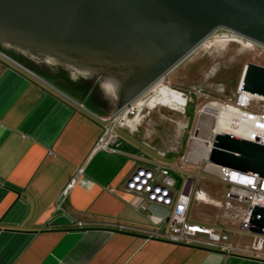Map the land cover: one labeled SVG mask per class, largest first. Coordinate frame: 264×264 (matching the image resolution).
I'll return each mask as SVG.
<instances>
[{
	"label": "crops",
	"instance_id": "crops-1",
	"mask_svg": "<svg viewBox=\"0 0 264 264\" xmlns=\"http://www.w3.org/2000/svg\"><path fill=\"white\" fill-rule=\"evenodd\" d=\"M122 105V97L106 98L60 70L0 48V264H264V246L253 251L254 234L219 219L217 206L210 204L213 219L197 223L228 227L230 252L202 235L188 243L167 239L162 218L171 208L137 209L141 198L124 190L129 174L178 160L148 158L122 138L119 153L93 152L99 116ZM138 120L117 130L143 132ZM173 174L181 186L184 175Z\"/></svg>",
	"mask_w": 264,
	"mask_h": 264
},
{
	"label": "water",
	"instance_id": "water-1",
	"mask_svg": "<svg viewBox=\"0 0 264 264\" xmlns=\"http://www.w3.org/2000/svg\"><path fill=\"white\" fill-rule=\"evenodd\" d=\"M219 27L264 46V0H0L1 49L123 104ZM239 87L264 97V66L246 64ZM209 160L264 178V144L245 137L217 133ZM248 226L264 235L263 206Z\"/></svg>",
	"mask_w": 264,
	"mask_h": 264
},
{
	"label": "built area",
	"instance_id": "built-area-1",
	"mask_svg": "<svg viewBox=\"0 0 264 264\" xmlns=\"http://www.w3.org/2000/svg\"><path fill=\"white\" fill-rule=\"evenodd\" d=\"M227 32L236 34L229 30ZM238 36L247 39L241 35ZM250 41L252 44L264 49V46L252 40ZM168 73L160 78L166 79ZM161 86L183 97L185 104L178 106L177 109L184 110L188 94L170 84ZM148 88L131 101L123 104L111 116H99L103 124L102 132L93 147V152H121L120 144L122 140L117 134V128L123 126L126 122L138 119L141 114L148 112L157 105L165 106L160 103H155L152 106L141 105V102L151 95L146 94ZM193 94L196 93L194 92ZM214 102L222 103L225 107H232L241 111L244 123L254 128L257 132L253 139L250 140L264 144V97L242 91L238 86L233 100ZM145 109L147 110L143 112ZM177 109L174 108V110ZM203 110L200 109L199 112L202 113ZM213 117L216 118L217 116L214 115ZM210 118L212 117L210 116ZM212 121L215 120L212 119ZM185 127L186 125L182 126L183 129ZM194 135L195 133L189 138H194ZM216 135L217 133L210 134V145L204 150V154L199 157L201 159L200 162L194 158V151L190 149L179 156L178 163L174 167L164 163H155L152 168L140 165L125 180L124 190L141 198L137 209H146L149 205L166 209L171 208L170 216L162 218V222L167 221L168 224V231L165 235L167 239L188 243L196 236L202 235L206 237L210 246H217L230 252L234 248L231 243V231L229 228L221 224V222L216 225H206L188 221L186 215L189 205L194 199L196 202L217 206L219 208V219H227L233 224H237L240 231L250 232L248 223L254 205L264 207V178L211 163L209 155ZM192 165L197 168V172L188 171V168ZM81 172H83V168L78 169V173ZM173 173H182L184 175L181 186H177V180ZM203 173L214 175L224 181L226 188L222 199L211 198L204 189L196 187L198 177ZM75 181L76 179L73 178L68 187H72ZM263 246L264 235L254 234L251 244L252 250L257 252Z\"/></svg>",
	"mask_w": 264,
	"mask_h": 264
},
{
	"label": "rangeland",
	"instance_id": "rangeland-1",
	"mask_svg": "<svg viewBox=\"0 0 264 264\" xmlns=\"http://www.w3.org/2000/svg\"><path fill=\"white\" fill-rule=\"evenodd\" d=\"M219 31L228 30L222 27L213 30L166 75V79L159 77L146 92L152 95L154 88L166 84L179 88L188 94L184 110L157 105L152 109L154 112L148 115L145 109L143 112H146L138 118L145 130L135 135L129 129L119 128L117 134L120 138L135 145L148 158L157 161L174 163L178 156L190 149L194 151V158L201 161L199 157L204 154L206 142L197 140L196 136L201 135V138L207 139L208 129H213L217 121V117L213 116L220 114V108L211 106L210 103L234 99L246 64L252 62L264 66L263 48L245 41L242 44L234 41L224 44L214 42L211 38ZM200 109H204L202 113L199 112ZM183 125H186L185 129L182 128ZM193 133L194 138H189ZM168 153L177 155L166 157ZM188 170L197 172L193 165ZM196 187H201L214 198H220L226 184L214 175L203 173L198 177ZM214 210L210 204L193 199L186 219L192 222H201L200 218L210 221ZM244 238L247 239V236Z\"/></svg>",
	"mask_w": 264,
	"mask_h": 264
},
{
	"label": "bare ground",
	"instance_id": "bare-ground-1",
	"mask_svg": "<svg viewBox=\"0 0 264 264\" xmlns=\"http://www.w3.org/2000/svg\"><path fill=\"white\" fill-rule=\"evenodd\" d=\"M214 42L217 43H229L230 41L243 43L248 42L251 43L250 40L244 39L236 34L219 31L212 36ZM154 94L150 95L145 101L141 102V105H154L155 103H163L165 107H169L172 109H177L178 106H182L185 104L183 97L179 94L169 91L165 87H156L153 89ZM211 106H217L220 108V114L217 116V121L215 122L214 128L210 131V134L213 133H221L227 132L231 134H235L241 137L253 139L254 135L257 133L256 130L244 123V119L241 116V111L232 107H225L222 103L213 102L210 104ZM209 107V106H208ZM178 110V109H177ZM240 112V113H239ZM213 114V113H212ZM210 134L207 139H203L200 136H196V139L205 143V149L210 145Z\"/></svg>",
	"mask_w": 264,
	"mask_h": 264
},
{
	"label": "flooded vegetation",
	"instance_id": "flooded-vegetation-1",
	"mask_svg": "<svg viewBox=\"0 0 264 264\" xmlns=\"http://www.w3.org/2000/svg\"><path fill=\"white\" fill-rule=\"evenodd\" d=\"M86 68H87V69L95 70L93 67H86ZM89 74H91V76H92V75L95 76V75H96V71H94L93 73H91V71H90Z\"/></svg>",
	"mask_w": 264,
	"mask_h": 264
}]
</instances>
